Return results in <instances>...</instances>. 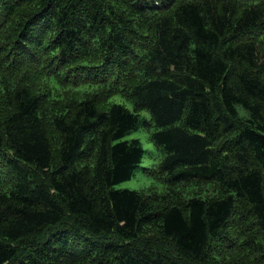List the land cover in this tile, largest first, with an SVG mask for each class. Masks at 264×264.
Wrapping results in <instances>:
<instances>
[{
  "label": "trees",
  "instance_id": "trees-1",
  "mask_svg": "<svg viewBox=\"0 0 264 264\" xmlns=\"http://www.w3.org/2000/svg\"><path fill=\"white\" fill-rule=\"evenodd\" d=\"M0 264H264V0H0Z\"/></svg>",
  "mask_w": 264,
  "mask_h": 264
},
{
  "label": "rangeland",
  "instance_id": "rangeland-1",
  "mask_svg": "<svg viewBox=\"0 0 264 264\" xmlns=\"http://www.w3.org/2000/svg\"><path fill=\"white\" fill-rule=\"evenodd\" d=\"M75 87H77V85ZM83 87L88 89V87L86 86ZM113 101L126 106L129 110L132 109L130 103L124 101L119 97L113 98ZM142 116L145 117L147 120L149 119V113L147 111L142 112ZM154 130L155 129L153 127L151 128L150 132L141 128L138 131L125 137V140L138 139L141 142L145 153L142 163L140 166H138L139 168L135 170L133 177L128 181H123V183L116 185L115 189H127L136 191L143 190L145 192H150L152 190H163L164 184L160 179H158L157 174L158 167L163 156H161L159 149L151 144V141L149 139L151 133L154 132ZM160 176L161 175H159V178ZM182 187V190L186 193L187 185ZM194 187L199 189V191L202 190V188L200 187ZM194 187L191 186L188 189L193 192Z\"/></svg>",
  "mask_w": 264,
  "mask_h": 264
}]
</instances>
